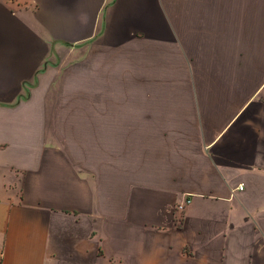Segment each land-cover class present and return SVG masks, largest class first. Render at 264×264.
<instances>
[{"label": "crops", "instance_id": "obj_1", "mask_svg": "<svg viewBox=\"0 0 264 264\" xmlns=\"http://www.w3.org/2000/svg\"><path fill=\"white\" fill-rule=\"evenodd\" d=\"M0 264H264V0H0Z\"/></svg>", "mask_w": 264, "mask_h": 264}, {"label": "rangeland", "instance_id": "obj_2", "mask_svg": "<svg viewBox=\"0 0 264 264\" xmlns=\"http://www.w3.org/2000/svg\"><path fill=\"white\" fill-rule=\"evenodd\" d=\"M105 63L97 65V56L88 55L87 58H78L63 69V74L58 84L54 85L46 97L55 101L58 113L57 134L64 136L65 127L70 114L85 112L90 115L96 109H122L129 105V99H134V104L142 103V97H115L118 87L112 84V78L119 75L120 71L103 69ZM53 102L50 103V105ZM66 113V114H65Z\"/></svg>", "mask_w": 264, "mask_h": 264}, {"label": "built area", "instance_id": "obj_3", "mask_svg": "<svg viewBox=\"0 0 264 264\" xmlns=\"http://www.w3.org/2000/svg\"><path fill=\"white\" fill-rule=\"evenodd\" d=\"M188 204H189V201L186 200V201H184V202H182V203H179V204L176 206V211H177V213L180 215V216L178 217V219H177L178 222L181 221V219H182V214L184 213L185 208L187 207Z\"/></svg>", "mask_w": 264, "mask_h": 264}]
</instances>
